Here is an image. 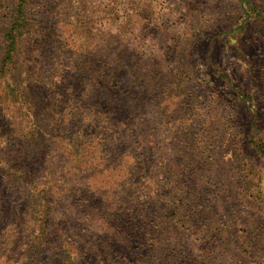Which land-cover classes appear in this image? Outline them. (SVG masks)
Masks as SVG:
<instances>
[{
    "label": "rangeland",
    "instance_id": "374dc122",
    "mask_svg": "<svg viewBox=\"0 0 264 264\" xmlns=\"http://www.w3.org/2000/svg\"><path fill=\"white\" fill-rule=\"evenodd\" d=\"M246 1L29 0L15 89L45 99L3 102L17 140L43 120L45 154L27 177L0 161V264H264V0ZM95 114L121 138L103 152Z\"/></svg>",
    "mask_w": 264,
    "mask_h": 264
},
{
    "label": "trees",
    "instance_id": "16d2710c",
    "mask_svg": "<svg viewBox=\"0 0 264 264\" xmlns=\"http://www.w3.org/2000/svg\"><path fill=\"white\" fill-rule=\"evenodd\" d=\"M246 3L247 1L244 0ZM28 3L29 0H12L10 1L9 5L7 6L8 10L10 11V16L8 18V21L4 24L2 27V39L5 42L4 44V50L3 54L0 57V73L7 74L8 77H10L11 84L7 82V87L10 88V90L7 92V89L0 92V139L3 145L0 146V161L5 162V168L4 173L8 174V176L11 178L14 174L11 172L21 171L23 174L29 176V168L26 165L28 162V159L31 158L33 155L36 156H42L45 154L43 151L45 148V142L46 139L43 137V134H45L44 129L46 128V125L44 124L43 120L42 122L39 120H36L35 115L30 114L29 117H31V123L34 124V126H39V129H37L35 132H32L33 138L32 141L29 142L30 137V130H25V132H22L21 139H18L17 134L15 133L14 129V123H13V115L8 112V108L4 101V94L11 95L14 97V99L20 104L19 101H21V106L23 105H29L28 101L33 100L35 101L38 97L44 98V94L42 93V90L37 91L36 94H33L32 90L35 87L34 82H31L29 80H25L26 87L20 90L15 89L16 86H19V83L17 82L18 78L14 77V70L16 69V65L19 62L15 61V54L18 48V45L22 44L24 38L27 36H30L33 33H36L38 30V26L29 18L28 13ZM252 9V8H250ZM9 64V65H8ZM107 77V76H106ZM29 78H33L32 76ZM112 76L108 75V79L106 81H111ZM9 86V87H8ZM40 96V98H39ZM43 96V97H42ZM29 99V100H28ZM244 100H246L248 103L251 102V98L247 97V99L244 97ZM30 103V102H29ZM32 105V104H31ZM22 106V107H23ZM34 109H36V104L32 105ZM33 108L32 113H34ZM63 116H59L57 118V122L62 124L64 127H67L68 122H63L64 118ZM66 119V118H65ZM83 126L94 133V135H101L98 138V145H99V152H103V148L106 145V143H116L117 140L121 141L119 137L115 136L113 131L114 127H116V123H112L109 120L105 122V118L102 116V114H95L91 117V119L87 120V122L84 123L85 118L81 117ZM112 123V124H110ZM50 126V125H49ZM38 130L40 131L38 133ZM43 130V131H42ZM29 135V136H28ZM85 135V134H84ZM27 137V141L24 144V140ZM23 141V142H22ZM121 144V142L118 143V146ZM19 146V147H18ZM75 146V145H74ZM73 146V147H74ZM18 147V148H16ZM78 145L75 146V151L78 152ZM257 150H259L262 154H264V144H259L256 146ZM102 154V153H101ZM27 161V162H26ZM25 163V164H23ZM26 165V166H24ZM2 168V167H1ZM94 168H97L94 166ZM147 202H145L146 204ZM165 245L164 248H159L158 250L162 251L163 254L166 251H169L170 245L168 241L163 242ZM167 245V246H166Z\"/></svg>",
    "mask_w": 264,
    "mask_h": 264
}]
</instances>
